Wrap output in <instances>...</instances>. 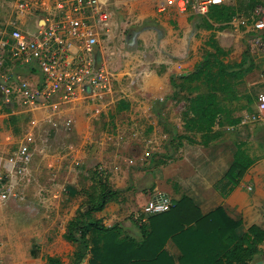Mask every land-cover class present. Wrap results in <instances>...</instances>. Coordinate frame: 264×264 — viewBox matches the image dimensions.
<instances>
[{
  "label": "crops",
  "instance_id": "obj_1",
  "mask_svg": "<svg viewBox=\"0 0 264 264\" xmlns=\"http://www.w3.org/2000/svg\"><path fill=\"white\" fill-rule=\"evenodd\" d=\"M99 1L112 15L110 28L93 25L91 17L86 21L99 41L93 57L112 73L114 92L92 98L78 91L74 99L56 109L42 105L28 109L16 97L5 101L1 86L6 77L22 75L40 86L43 75L35 66L3 55V44L13 29L8 24L18 20L21 29L34 34L38 30L35 18H19L15 1L12 14L0 24L9 29L1 33L0 40V156L8 158L25 138L31 140L28 186H38L39 200L51 204V215H47L51 217L47 225L51 255L46 263L52 257L73 264L80 245L65 238L67 227L75 219H86L83 216L99 199L102 185L118 193L107 199L102 211L91 212L89 219L101 220L106 227L119 225L122 238L143 240L141 227L150 224L144 207L162 192L171 196L173 205L189 198L203 216L222 207L230 218L241 222L240 238L253 226L264 232V125L252 119L258 112L257 96L264 93V58L250 53L254 69L241 81L246 82V92L239 95V107L234 109L236 102L231 109L227 107L229 111L223 107L225 114L219 117L214 140L207 145L200 134L186 130L184 117L170 112L175 99L164 101L174 94L172 79L193 73L200 48L210 39L226 53L231 47L241 49L245 41L250 52V30L239 20L249 18L253 11L246 15L240 12L238 0H227L224 5L236 10L235 17L229 23H215L209 19L210 12H182L166 7L167 0ZM41 4L51 6L53 13V0ZM37 14L40 18L46 13L41 9ZM67 39L73 43V53H80L79 43ZM147 128L153 129L148 136ZM239 149L253 164L234 184L228 173ZM153 152L159 153L155 161ZM131 164L140 169H131ZM42 191L47 193L43 197ZM259 249L248 264H264V242ZM165 251L174 264H182L183 253L173 238ZM89 259L81 264H88Z\"/></svg>",
  "mask_w": 264,
  "mask_h": 264
},
{
  "label": "trees",
  "instance_id": "obj_2",
  "mask_svg": "<svg viewBox=\"0 0 264 264\" xmlns=\"http://www.w3.org/2000/svg\"><path fill=\"white\" fill-rule=\"evenodd\" d=\"M236 13L233 7L223 5L212 7L208 16L215 23H229ZM209 46L213 49L210 53L213 63L206 57L193 73L179 78L183 82L198 81L204 76L208 78V92L191 98L184 115L186 130L200 134L204 145L214 140V127L219 117L225 114L219 94L232 91L254 69L248 50L241 62L227 64V53L216 40L210 39ZM210 64L214 65L215 71L210 70ZM179 80L173 78L171 81L173 99L184 89ZM252 164L253 161L239 149L228 178L238 184ZM117 193L102 185L99 199L91 203L88 213L83 216L86 219H75L69 223L65 238L80 245L75 254L76 264H81L88 257V264H174L165 251L170 238L183 253L182 264H248L260 253L264 232L259 227H251L240 238L237 229L241 222L230 218L222 207L203 216L187 197L176 202L168 212L150 216V224L141 227V242L122 238L119 225L106 227L101 220L89 219L91 212L102 211L107 199ZM47 261L48 264H63L58 258L48 257Z\"/></svg>",
  "mask_w": 264,
  "mask_h": 264
},
{
  "label": "built area",
  "instance_id": "obj_3",
  "mask_svg": "<svg viewBox=\"0 0 264 264\" xmlns=\"http://www.w3.org/2000/svg\"><path fill=\"white\" fill-rule=\"evenodd\" d=\"M53 1L54 11L51 14V6L42 7V0H16L18 17L33 16L38 30L34 34L25 33L20 28V21L10 22L8 26L13 29L9 40L3 44V55L7 54L26 66L38 68L43 75V83L34 86L22 75L15 76V79L6 77L1 92L8 103L16 97L28 109L38 105L56 109L61 103L74 99L78 91L92 98L114 92L112 73L104 65H98L93 57L99 41L92 33L90 23L86 21L91 17L93 25L108 30L112 22L111 13L99 0ZM226 1L167 0L165 5L177 7L182 12L192 10L198 15H207L212 7L224 5ZM41 9L46 14L39 18L37 13ZM239 24L250 30L247 40L250 53L264 55V4L257 5L251 16L240 19ZM68 37L79 43L80 53H73V43ZM69 57L73 62H69ZM257 104L258 112L252 119L264 125V93L257 96ZM66 122L70 126L71 120ZM30 141L25 138L8 158L0 156V204L16 197L32 178ZM172 207L171 196L162 192L147 203L144 213L149 217L166 213Z\"/></svg>",
  "mask_w": 264,
  "mask_h": 264
},
{
  "label": "rangeland",
  "instance_id": "obj_4",
  "mask_svg": "<svg viewBox=\"0 0 264 264\" xmlns=\"http://www.w3.org/2000/svg\"><path fill=\"white\" fill-rule=\"evenodd\" d=\"M15 1L16 0H0V24L2 19L8 18L12 14ZM262 1L263 0H238L239 10L247 15L255 8L254 6L256 4H264ZM7 29V27L0 25V40L2 39L1 33L5 32ZM28 29L33 30V27ZM247 49L245 41L241 49L231 47L225 56V62L227 64L239 63ZM212 52L213 50L209 47L207 42L202 45L200 48L199 60L192 71L194 72L206 57L213 63V57L210 55ZM259 55L264 58L263 54H255L254 56L258 57ZM254 56L252 55V57ZM210 70H216L213 64H210ZM177 79L179 80V78ZM207 79L208 78L204 76L201 80L192 82H183L179 80L178 82L184 86V89L178 94L175 101H173L176 102L175 108L172 110L170 109V112L178 115L180 118L184 117L186 111L185 107L189 104L190 99L208 92ZM245 83L246 82H240L232 91L219 94L222 107L226 110H228L227 107L231 109V105L236 102L234 109H238L240 100L239 95L246 92ZM246 96L247 93L241 98ZM165 97L166 96H164V98ZM169 97L171 98L172 95L167 96L164 101H170ZM249 104L251 105V103ZM249 104L245 105V108H249ZM170 112H168L169 116ZM152 130L153 129L149 130L147 128L145 133L146 136L152 133ZM166 137L165 135V140L168 138ZM193 138L198 139L200 137L194 135ZM136 145L139 147L141 144L137 141ZM158 155V152H153L151 159L154 160ZM140 160L143 161L141 158ZM137 168L140 169L135 166V164H131V169L137 170ZM100 181L102 182L103 179ZM40 190L38 186L33 185L22 187L21 190H19L21 195L18 193L16 197L0 204V264H47L46 257L51 255V231L47 226L48 223L51 222V217L48 218L47 216L51 215V204H45L39 200ZM46 194L47 193L42 191L41 197ZM76 262L77 261L73 259V264H76Z\"/></svg>",
  "mask_w": 264,
  "mask_h": 264
}]
</instances>
